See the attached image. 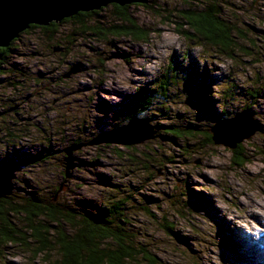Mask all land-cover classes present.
Masks as SVG:
<instances>
[{"label":"rangeland","instance_id":"obj_1","mask_svg":"<svg viewBox=\"0 0 264 264\" xmlns=\"http://www.w3.org/2000/svg\"><path fill=\"white\" fill-rule=\"evenodd\" d=\"M218 2L223 18L242 33L236 38L234 57L176 33L179 19L168 13L177 15L185 7L183 0L125 5L133 22L147 32L146 41L112 33L105 40L101 35H82L72 22L60 23L57 35L49 40L38 28L23 33L0 67V151L6 154L10 147L8 133L16 135L10 141L15 144L9 149L12 153L28 142H36L33 151L49 142L52 146L44 163L15 171L14 188L28 179L49 197L63 182L62 149L79 137L91 138L98 129L111 130L124 98L137 88L154 89L152 85L170 67L182 83L170 87L171 97L163 103L154 100L146 114L150 125L189 118L209 130L221 113L222 90L232 84L243 90V85L259 91L249 111L262 129L239 143L244 155L238 165L230 148L200 137L195 142L182 138L165 144L162 138L169 135L159 138L154 133L127 146L84 145L74 152L76 170L59 189L58 198L65 202L72 197L94 201L115 197L116 193L106 191L115 188L110 181L119 185V192L120 188L129 191L130 206L139 203L145 209L130 213V226L138 230L148 251L166 264H264V0ZM112 5L103 7L98 16L103 32L111 24H124L108 16L115 10ZM67 37L68 43L62 40ZM22 69L26 81L14 85L21 76L15 71ZM198 90L205 93L202 105H187L194 103ZM235 97L228 100L226 118L251 105L242 92ZM196 145L199 153L190 151ZM131 146L133 151L125 150ZM164 221L179 238L161 227ZM12 251L0 257V264H43L31 260L30 254Z\"/></svg>","mask_w":264,"mask_h":264},{"label":"trees","instance_id":"obj_2","mask_svg":"<svg viewBox=\"0 0 264 264\" xmlns=\"http://www.w3.org/2000/svg\"><path fill=\"white\" fill-rule=\"evenodd\" d=\"M183 2L185 7L180 9L177 15L168 13L174 19H179L176 22V33L189 41L196 42L200 47L207 48V45H209V47L218 49L219 54H223L225 57H234L233 50L236 45V38H239L242 33L234 24L223 18L218 0H183ZM112 6L115 10L112 15L108 14V16H110V19H114V23L115 21H123L124 24H119L118 22V24H111L105 32L101 31V27L98 25L100 20L98 16L100 11H103V8L90 12H78L71 17L64 18L59 22H50L45 26L30 25L17 38H14L8 46L0 47V67L4 65V61L9 55L8 53L12 52L13 43L23 33L38 28L43 34H46L48 40L53 39L58 33V25L65 22L76 24V29L82 35H101L104 39L106 34L112 33L113 35H127L136 40L144 39L146 41L148 38L147 32L133 22L134 20L125 12L126 6H118L116 4ZM149 6L151 7V5ZM87 21H92V25H88ZM67 39L71 38L67 37L62 40L67 43L70 42ZM15 72L21 75L23 79H20L21 76L17 77L16 82H13L14 85L23 84L26 81L24 74L27 75V72L23 69ZM2 73L3 70L0 68V74ZM177 74L170 67L162 79H158L155 83L153 82L154 85L152 87L154 86V89L137 88V92L133 95H127L117 110L120 115L116 116L118 118L117 122L112 125L111 129L122 125L123 121L127 122L132 117L151 120V117L146 114L154 102L163 103L166 101L171 97L169 93L170 87H175L178 82L182 83L181 80L178 81L179 76ZM8 79L14 80V78ZM241 86L243 90L237 89L235 84L226 87L224 91L222 90L223 99L219 102L221 113L216 117L217 119L226 118L229 115L230 112L226 111L228 100H235V95L239 91L243 93L247 101L249 99L251 102V105L246 104L242 110H250L252 100L259 94V91H248L247 87L244 89V86ZM204 94L202 90H198L194 94V101L198 102L200 106L202 105L201 100L205 96ZM104 108L112 110L113 106ZM212 118L214 117L212 116ZM180 121L181 119H179L178 123H169L163 126L151 124L155 130L154 137L162 138L167 134L169 137L164 136L162 139L170 144L171 139L174 141L185 138L195 142L199 137L209 144L213 143L211 133L207 128H199L189 118L182 122ZM7 135L6 141L10 144V149L15 146L10 141H14L16 135L14 133H8ZM92 137L87 140L79 137L71 142L69 147L81 144L96 146L88 144ZM0 138H2V135H0ZM50 144L51 142L47 143L48 146L43 145L42 148H38L36 151L31 150L30 152L17 148L15 149L16 152L12 153L7 149L4 159L0 160V166L16 164V170H18L22 166L29 167L30 165L44 163L49 158L50 146H52ZM104 144L105 146L108 145L107 143H102L103 146ZM172 144L176 143L172 142ZM31 145L33 148L36 142L31 143ZM84 145L80 146L79 149ZM204 145H206L205 142L204 144L201 143L200 148ZM192 146H194V143ZM67 148L64 147L62 149L64 154ZM125 148L126 151H133L134 149L132 146ZM200 148L196 145V150L192 149L190 151L199 153ZM243 149L239 143L231 149L234 154L233 162L237 165L239 161L243 160ZM77 151V149L73 150L71 154L78 162V157L74 155V152ZM117 153L122 154L119 150ZM62 157L65 159L64 155ZM74 170H76L75 167L71 170H63V182H60L54 188L49 197L42 194L33 181L23 179L24 181L20 180L17 189L14 188L13 184L11 193L0 198V257L6 251L14 250L12 252L16 255L25 256V254H30L31 260L40 261L43 264H166L154 252L148 251L145 247L146 243L142 244L143 239L142 242L140 241L138 230L130 226L129 218L132 216L130 213L134 214V210L143 211L145 209H141L143 207L139 206V203L136 207L135 205H129L128 198L131 195H127L128 190L124 191L119 187V190H121L119 192L117 187L119 185L113 184L108 180L109 185L115 188H107L106 191L116 193L115 197L100 198L95 201L88 198L72 197L71 200H65V202L58 198L59 189L67 185L66 182L71 179ZM51 191L47 190V192ZM121 194L124 195L122 196ZM131 201L132 203L135 202L134 200ZM161 227L166 232L172 233L179 238V235L173 231V227L168 222L164 221Z\"/></svg>","mask_w":264,"mask_h":264},{"label":"water","instance_id":"obj_3","mask_svg":"<svg viewBox=\"0 0 264 264\" xmlns=\"http://www.w3.org/2000/svg\"><path fill=\"white\" fill-rule=\"evenodd\" d=\"M147 0H72L71 9L51 7L49 0H0V47H6L17 38L19 33L30 25L45 26L50 22H59L64 18L71 17L78 12L96 11L109 4L125 6L130 4H144ZM73 70V69H72ZM199 106L198 102H188ZM148 118L132 117L126 123L108 130L97 133L89 141V145L102 143L116 145H132L152 138L155 130L149 124ZM215 123L208 130L214 144H221L233 149L243 139L256 131H261V125L252 119V113L243 110L231 118L215 119ZM126 129L127 131H119ZM81 145L70 146L65 149L66 169L75 167L72 151ZM16 164L0 166V198L11 193L12 180L15 178Z\"/></svg>","mask_w":264,"mask_h":264},{"label":"clouds","instance_id":"obj_4","mask_svg":"<svg viewBox=\"0 0 264 264\" xmlns=\"http://www.w3.org/2000/svg\"><path fill=\"white\" fill-rule=\"evenodd\" d=\"M49 4L51 7H59V8H65V9H71L72 5V0H49ZM102 132L108 131L107 128H101ZM119 131H127L126 129H121ZM22 151H31L32 150V145L30 142L26 144H22L21 146ZM14 151V149H12ZM5 157V152L0 151V160H3Z\"/></svg>","mask_w":264,"mask_h":264},{"label":"flooded vegetation","instance_id":"obj_5","mask_svg":"<svg viewBox=\"0 0 264 264\" xmlns=\"http://www.w3.org/2000/svg\"><path fill=\"white\" fill-rule=\"evenodd\" d=\"M151 140V139H150ZM165 143H167V141H165Z\"/></svg>","mask_w":264,"mask_h":264}]
</instances>
